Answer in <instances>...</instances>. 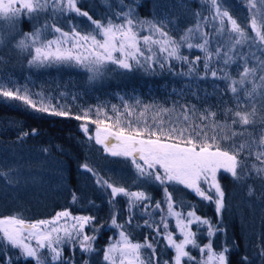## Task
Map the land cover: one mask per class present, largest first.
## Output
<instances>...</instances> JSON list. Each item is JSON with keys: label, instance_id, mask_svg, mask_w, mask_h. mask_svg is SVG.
Here are the masks:
<instances>
[{"label": "snow or ice", "instance_id": "6c2138e0", "mask_svg": "<svg viewBox=\"0 0 264 264\" xmlns=\"http://www.w3.org/2000/svg\"><path fill=\"white\" fill-rule=\"evenodd\" d=\"M204 4L209 14L205 16L194 12L193 25L187 27L179 39L169 34L168 25L173 21L166 14L165 5H156L159 18L154 16L150 20L141 19L137 9L143 5L137 3V0H128L127 3L121 0L120 11L114 14L120 21L118 23L112 19L106 22L93 19L88 11L77 7V0H0V19L15 22L25 16L35 19L38 14L45 12H75L78 16L86 17L94 26L91 32H81L76 30V26H72L70 31H63L55 24H44L22 34L21 38L15 40L13 47L28 51L31 55L29 64L32 66L75 64L87 68L94 78L107 63L127 71H132L134 67L149 71L153 70L154 65H159L161 69L166 66L171 69L170 61L176 60L188 65V71L182 73L183 75L195 76L200 80H224L227 82V90L235 97L241 92L248 101H253L257 95L264 97V0H246L250 13L247 28L251 29L254 34L252 36L230 14L231 5L226 4V0H204ZM208 27L212 31H206ZM46 29L59 35L54 39L43 38ZM3 43L4 39L0 37V44ZM245 47L248 49L246 53L242 51ZM182 48L189 51L196 49L203 55L189 59L182 54ZM231 65H236V77L230 74ZM0 97L20 100L37 112L56 116L69 115L62 109L57 110L55 106L46 105L43 99L33 100L27 90L21 94L19 89L10 90L3 83H0ZM152 107L145 105L143 111L135 114V119H129L128 117L134 115L129 107L126 106L124 113H120L113 106L116 119L112 125L105 126L103 136L99 125L104 121H93L98 125L95 142L103 145L109 155L129 159L138 178L159 182L161 185H183L201 199L214 203L218 215L226 207L225 192L217 178L221 169L237 181L253 176L264 180V129L258 139L253 138L239 144L233 142L231 150L220 146L223 141L248 133L244 126L255 123L257 112L254 103L249 112H232V124L241 126L239 132L232 130L227 124L221 125L216 120L215 111L205 109L197 114L195 105H181L182 110L178 114H175V108H159L149 123L144 117ZM96 111L99 114L101 110ZM170 113L174 115L170 116ZM74 118L88 119V113ZM106 118L112 120L110 116ZM82 127L87 133V127ZM112 127L116 130L111 131ZM226 127L230 135L218 136L216 130L219 128L223 131ZM23 135L27 136L28 133ZM248 135L251 136V133ZM109 136L119 143H106ZM89 139L93 137L90 136ZM245 151L247 156L254 157L259 164L246 163L241 158ZM81 167L94 177L98 186L110 190V226L119 230V238L113 239L104 251L103 259L107 264H159L153 242L147 237L143 243L132 242L130 239L126 225L133 224L134 209H141L142 214L148 216L143 226L155 232L156 243L159 242L158 238H163L165 246L174 251L172 264H230L231 249L227 244L222 245L219 251L213 248V238L218 232L224 231L222 225L213 224L212 221L196 215L194 210H177L173 194L167 187L163 188V202H152L145 192H131L124 186L110 182L87 163ZM11 171L13 170L0 171V178L9 184L14 182ZM253 192L254 189L248 185L249 195ZM118 196L127 198L128 216L124 223L118 220ZM76 199L73 193V202ZM152 212L164 213L158 224L154 222ZM168 217L176 219V229L181 236L179 241L169 230ZM69 218L74 221L71 227L67 225ZM62 219L65 220L63 224L60 223ZM95 219L94 216H72L68 210L57 213L51 220L35 223L26 222L20 216L0 218V264H16L18 260L25 264H66L63 255L65 244H78L82 253H92L96 251V233L103 226L95 225ZM89 224L92 225L91 235L84 232L85 226ZM193 224L197 225V229L204 228L208 237L207 243L201 244L197 241V231H193L191 227ZM135 226L141 225L136 223ZM33 240L34 244L30 242ZM189 246L199 251L200 259L192 254ZM145 248L151 250L150 255L142 253L141 250ZM45 249L46 253L43 252ZM258 255L264 258V247H261ZM164 264H168V261H164ZM242 264H250L247 256L242 257Z\"/></svg>", "mask_w": 264, "mask_h": 264}, {"label": "trees", "instance_id": "16d2710c", "mask_svg": "<svg viewBox=\"0 0 264 264\" xmlns=\"http://www.w3.org/2000/svg\"><path fill=\"white\" fill-rule=\"evenodd\" d=\"M120 3L121 0H77V7L88 11L93 19L102 22L112 19L118 23L120 21L114 14L120 11ZM137 3L143 5L137 9L139 17L149 20L157 16L156 5H165L166 14L173 21L168 25L169 34L176 39H179L187 27L193 25L194 12H200L205 16L209 14L204 0H137ZM226 4L231 5L229 11L237 23L247 28L250 13L246 0H226ZM44 24H55L63 31H70L72 26H76V30L81 32H91L94 28L86 17L78 16L75 12L40 13L36 20L23 18L18 32L7 37L5 39L8 41L7 46L0 49V83L10 90L19 89L21 94L27 90L33 100L43 99L46 105L55 106L57 110L62 109L69 113L67 116H56L47 112H37L20 100L0 97V154L8 159L6 168L11 170L12 167H21L18 159L25 156L37 157L36 161L46 157L54 162L53 169L58 175L54 185H43V181H40V168L35 169L34 173L39 183L27 185L26 181H21L20 183L26 187L18 184L11 187L8 195L6 194L7 197L0 199V218L20 216L26 222L35 223L52 219L64 210H68L73 216H94L96 218L94 224L103 225L96 233L94 243L96 251L82 253L78 244H65L63 255L66 264L69 261L70 264H84L85 261L87 264H107L103 259L104 251L118 236L116 234L119 230L110 226L111 205L108 203L110 190L98 186L94 177L81 167L87 163L110 182L124 186L131 192H145L151 197L152 202H163V188L167 187L173 194L177 210L184 212L194 210L196 215L212 221L213 224L222 225L224 231L218 232L213 238V248L219 251L222 245L227 244L231 249L230 264H242V257L245 256L249 258L250 264H264V258L258 255L261 247H264V180L253 176L237 181L229 173L220 172L217 178L225 192L226 207L218 215L214 203L201 199L183 185L175 183L161 185L159 182L138 178L129 159L109 155L101 144L95 142L93 136L98 127L93 121L97 119L104 121L99 125L100 129L113 124L116 119L113 106L120 113H124L126 106L129 107L134 115L128 118L135 119V114L143 111L145 105L153 106L144 117L149 123L159 108H175V114H178L182 110L181 105L189 107L195 105L197 114L205 109L215 111L216 120L221 125L227 124L232 130L239 132L241 126L232 124L234 119L232 112H249L254 103L257 112L255 123L244 126L251 136L246 133L242 136L237 135L233 140L221 142L222 148L231 150L233 142L239 144L259 138L261 130L264 129V97L257 95L253 101H248L243 92L235 97L227 90V82L224 80L211 78L200 80L195 76L183 75L182 73L188 71V65L176 60L170 61L171 69L167 66L161 69L159 65H154L153 70L149 71L143 68L127 71L112 67L116 66L112 64L105 69V77L97 74L94 78L91 74L68 65L59 68L56 65L32 66L29 64L30 54L16 49L13 44L22 34ZM247 32L249 36L254 35L250 28H247ZM43 35L50 39L56 33L46 29ZM246 50L245 47L242 51ZM181 52L189 59L196 55L202 56V53L194 49L189 51L182 48ZM200 71L202 72V66ZM229 71L233 77L237 76L236 65L229 66ZM97 109L101 110L99 114ZM85 112L88 113V119L74 118L83 117ZM106 116L112 117V120H108ZM82 126L87 127V133ZM110 130L115 131L116 128L112 127ZM216 131L218 136L230 135L227 127L223 131L219 128ZM24 133L28 135L24 136ZM209 134L211 135V132ZM90 136L93 139H89ZM241 158L248 164H259L254 157L247 156L246 151ZM248 185L254 189L252 195L248 193ZM73 193L77 197L75 202ZM116 201V207L120 211L118 220L124 223L128 216L127 198L118 196ZM161 215L164 213L152 212L155 223L160 222ZM146 219L148 216L143 215L141 209H134L133 224L126 225L130 239L132 242L143 243L147 237L156 247L159 264H164V261L172 264L174 251L165 246L163 238H158L159 242L156 243L155 232L143 226ZM167 220L169 230L179 241L181 236L176 229V219L168 217ZM72 223L68 222V227H71ZM136 223L141 226L136 227ZM191 227L193 231H197V241L201 244L207 243L208 237L204 228L197 229L196 224ZM91 229L92 225L89 224L84 228V232L91 235ZM30 242L35 243L34 240ZM189 250L200 259L197 249L189 246ZM141 251L146 256L151 253L147 248ZM16 264L25 262L18 260Z\"/></svg>", "mask_w": 264, "mask_h": 264}, {"label": "rangeland", "instance_id": "374dc122", "mask_svg": "<svg viewBox=\"0 0 264 264\" xmlns=\"http://www.w3.org/2000/svg\"><path fill=\"white\" fill-rule=\"evenodd\" d=\"M26 17V16H25ZM25 17H21L18 21H15V22H11V21H7V20H4V19H0V37H3L4 39V43L3 44H0V49L3 47V46H7L8 44V41L5 40L7 37L9 36H14L17 32H18V29L20 28V23L22 22L23 18ZM27 19H29L28 17H26ZM32 20H36L35 19H32ZM118 20V19H117ZM13 23L15 24V26L13 27ZM206 31H212L211 27H208L206 29ZM146 33H141V35H144ZM59 34L56 33L55 36H53L52 38L50 39H54L56 36H58ZM43 38H46L44 35H43ZM11 40H9L10 42ZM68 45H65V47H67ZM247 48V47H246ZM196 50V49H194ZM79 51H83V49H79ZM198 51V50H197ZM248 51V49L245 51V53ZM23 53H29L28 51H22ZM118 55V54H117ZM203 55V53H202ZM31 56V55H30ZM52 65H56V67L59 68L60 67H63L64 65H68L70 66L71 68H77V69H80L81 71H85L87 72L88 74H91L93 76V73L88 71L87 68L85 67H82V66H78V65H75V64H52ZM52 65H43V66H52ZM109 65H112L111 63H107L105 64L101 69H100V72L98 75H103L105 77V69L107 68V66ZM201 66H202V62H201ZM111 67V66H110ZM112 67H115V68H119L117 66H112ZM136 68V67H134ZM104 128L100 129L101 131V135L103 136L104 135ZM96 133H97V130L94 131L93 133V136L95 138L96 136ZM119 143L118 141H115L114 140V137L112 136H109L106 143H108L109 145H111L112 143ZM103 146V145H102ZM104 148V147H103ZM14 156V155H12ZM16 157V156H14ZM23 157V156H21ZM11 158V157H10ZM38 158L37 157H23V158H19L18 161L21 165V167H17V168H11V171L10 172V175L14 178V182L9 184L7 182H5V180L3 178H0V199H3V198H6L8 193H9V190L11 187H14L16 184L20 185L21 187H26V186H23L20 182L22 181H26L27 185H36L39 183V179H37V176L36 174L34 173V170L37 169V168H40V171H41V178H40V181L42 182L43 181V185L45 184H48V185H54V183L56 182V178H57V173L56 171L53 169V163L54 162H51L48 158L46 157H43L41 160H38L36 161ZM7 160L6 157H3L2 154H0V171H5V172H8L9 170L6 168V163H7ZM36 161V162H35ZM220 172H225L223 169H221L218 173H217V177H218V174ZM60 181L57 182V185H59ZM27 190L29 191L30 188L28 187ZM7 194V195H6ZM36 205V204H35ZM254 212V211H253ZM73 216V215H72ZM54 218V217H53ZM51 220V219H49ZM68 222H74L73 220H71L70 218L67 219V225H68ZM61 224L65 223V220L62 219L60 221ZM87 226V225H86ZM85 226V227H86ZM118 235V232L117 234ZM119 237L117 236L116 238L114 239H118ZM46 253V252H44Z\"/></svg>", "mask_w": 264, "mask_h": 264}]
</instances>
